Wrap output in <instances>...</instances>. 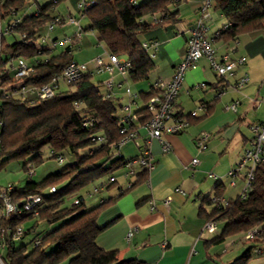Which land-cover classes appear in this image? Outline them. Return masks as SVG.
<instances>
[{
    "label": "trees",
    "instance_id": "16d2710c",
    "mask_svg": "<svg viewBox=\"0 0 264 264\" xmlns=\"http://www.w3.org/2000/svg\"><path fill=\"white\" fill-rule=\"evenodd\" d=\"M31 1L5 0L0 8L1 20L5 23L12 8L19 11L21 23L16 31L26 36L21 41L14 35L12 44L5 39L1 41L0 168L7 162L23 160L24 171L27 172L28 165H33L36 171V166L45 161V151H48L46 158L55 159L59 165L66 163V154H71L75 159L42 182L30 180L21 190L12 185L14 202L22 209L24 201L33 195H40L42 203L38 206L37 216L23 213L14 214L8 219L0 218V234L3 229L10 230L0 245L1 261L3 264H138L135 260H119L118 250L99 247L98 237L111 224L99 227L98 220L107 205L137 184L147 181L150 169L140 167L142 171L135 172L136 180L133 181L125 179L124 173L122 177L126 185L118 188L117 195L102 200L98 207L86 209V199L117 186L115 173L126 169V163L137 158L126 160L121 154L122 148H114L123 138L120 134L123 117L118 116L119 105L113 96L107 97L102 82L97 81L95 74L89 72L70 86L62 84L52 98L23 100L12 96L7 99L4 97L2 88L14 82L12 72L4 73L9 58L19 55L29 60L34 72L26 78L25 84L37 87L49 84L53 77L62 75L65 68L74 62L75 45L65 46L59 54L53 53L54 48L67 36L55 41L56 46L47 43L49 35L57 28L49 31L47 24L56 17L71 15H54L56 5L64 0L38 6L35 12L28 14ZM187 1L140 0L138 6H135L132 0H94L93 5L82 10L78 8L81 18L71 16L78 21L86 19L88 23L85 28L79 23L75 34L95 32L98 42L103 43L110 54L123 55L129 59L131 80L141 82L149 80L156 69L141 36L148 29L176 23L179 15L177 8ZM213 3L214 9L228 21L216 33V40L229 42L244 34L264 31V0H213ZM147 17L150 22L146 21ZM75 34L68 37L77 41ZM42 36H46L47 40L38 44L37 41ZM226 81L221 79V82ZM63 86L66 89H62ZM155 93L154 88L151 93L143 94L145 103ZM76 103L80 104L79 108ZM208 108L207 110L210 109ZM135 114L140 115L142 125L148 120L146 105ZM88 119L93 121V125L85 127L84 122ZM98 136H103L106 142L97 143ZM85 149L87 152L81 155V151ZM142 150L140 148V152ZM254 175L251 192L245 199L239 196L228 201L225 207L216 206L211 213L201 212L208 222L223 224L222 232L214 242H223L227 238L256 230L258 233L255 240L264 245V161L258 165ZM107 176L110 177L103 180ZM129 181L133 182L131 188L127 187ZM61 184L62 187L58 189L57 186ZM90 185H93L92 189L82 194L81 191ZM52 187L56 188L53 194L49 192ZM95 188L99 191L93 194ZM88 194L93 195L89 197ZM216 196L221 197L220 194ZM66 197H74L69 208L65 206ZM76 199L79 200L78 204L74 203ZM204 203L211 204L212 200L207 198ZM27 222H31V227H23V236L13 240V230ZM41 223L47 224L49 230L35 239L33 244L30 242L32 247L28 244L17 248L16 243L27 234L34 233ZM259 251L264 253V247ZM253 253L254 246L249 247L229 264H249Z\"/></svg>",
    "mask_w": 264,
    "mask_h": 264
},
{
    "label": "crops",
    "instance_id": "0c3cea01",
    "mask_svg": "<svg viewBox=\"0 0 264 264\" xmlns=\"http://www.w3.org/2000/svg\"><path fill=\"white\" fill-rule=\"evenodd\" d=\"M79 2L74 11L68 8V13L54 12V15H79ZM30 4L28 12L32 8L35 12L38 6H42L39 0H32ZM202 4L203 0L182 3L177 8L179 15L176 23L148 29L141 36L143 43L157 44L149 51L156 65L149 80L133 82L129 73L123 75L115 72L112 94L119 105L120 118L142 110L146 105L143 94L151 93L158 80L173 76L175 67L184 57L190 31L195 26ZM214 5L210 9L211 19L207 26L208 37L216 49V59L231 53L232 59L244 57L247 62L238 66L226 82H221L206 58L191 67L185 75L178 98V106L188 118L189 127L180 134L164 136L169 145L168 151H164L157 139L147 142V133L142 128L139 130L142 149L149 150L153 163L147 181L137 184L107 205L98 220L99 227L111 225L100 234L97 244L104 250H118L119 260H135L138 264H229L254 246V252L262 256L251 259V264H264V253L259 251L264 247L263 244L246 242L239 238L243 234L223 242H214L222 232L223 224L218 222L217 231L210 234L205 229L208 221L201 213H211L216 207L213 202L204 203L207 198L212 200L220 194L232 201L240 196L244 188L243 174L234 180V185L228 174L243 158L253 140L252 125L264 123V31L244 34L229 42L216 40V33L228 21L214 9ZM146 21L150 22V18L147 17ZM68 27L72 28L71 33H51L48 45L53 46L55 41L75 34L76 26L59 29L64 31ZM76 44L80 55L87 51L91 55L92 47L102 46L93 31L82 34ZM64 48L58 45L53 53L59 54ZM104 53H109L106 47L102 48L101 54ZM90 55L77 61L73 51L74 61L88 64L93 71V61L99 56L96 53ZM105 62L108 63V60ZM244 75H248L249 83L238 89L236 83ZM94 76L102 84L108 77L107 74ZM201 84L206 86L196 88ZM102 87L105 91L104 85ZM62 89H66V86ZM35 98V94L27 93L28 100ZM234 102H239L236 111L228 108ZM201 104L208 105L210 109L192 116V112ZM203 132L209 133L210 137L205 147L200 149L197 142ZM121 154L129 160L138 157L141 152L136 144L130 142L122 147ZM193 158L200 160L195 168L190 165ZM135 169L137 172L142 171L139 166ZM126 172V169H122L115 173L117 186L100 191V194L89 199L97 203L94 207H98L102 200L117 195L118 188L126 185L122 177ZM134 179L135 176L130 178L132 181ZM167 199H170L168 208L164 205ZM22 226L30 228L31 222ZM131 231L134 234L129 241L127 235Z\"/></svg>",
    "mask_w": 264,
    "mask_h": 264
},
{
    "label": "built area",
    "instance_id": "2783aa9c",
    "mask_svg": "<svg viewBox=\"0 0 264 264\" xmlns=\"http://www.w3.org/2000/svg\"><path fill=\"white\" fill-rule=\"evenodd\" d=\"M5 0H0V8ZM27 2L31 0H26ZM140 0H132L133 5L138 6ZM94 0H80L78 8L80 10L93 5ZM213 0H203V4L200 7L199 17L196 20L195 26L190 31V37L187 41L186 52L182 61L175 67L174 74L169 79L158 80L154 87L156 93L149 99L146 103L148 120L145 124H140V115L135 113H129L121 120L120 124V134L123 136L120 143L114 145L117 150L121 149L126 144L132 142L136 144L138 148H142L140 143V132L142 128L147 133V142L150 139L159 140L164 151L169 150V145L164 140L165 135L180 134L184 132L188 127V118L182 112L178 106V98L183 87V82L186 73L191 69V67L196 64L200 59L206 58L214 71V73L219 77V79L227 80L233 75L234 70L238 66H243L246 64L247 59L242 57L238 59H232L231 53H227L221 56L219 60L216 59V49L213 46L212 41L208 37V26L207 23L211 19L210 9L212 8ZM34 14V13H33ZM156 21V20H155ZM4 22V21H3ZM0 12V58H1V41L5 39L6 36H18L21 41H23L26 36L17 33L16 28L20 25L21 19L19 16V11L11 9L6 26L3 29ZM63 26H79V21L71 16L66 15L64 17H56L51 22L47 24V29L49 31L54 30L56 27ZM78 39L82 36L81 32L74 35ZM47 40L46 36H42L37 42H45ZM77 41H74L72 37H66L62 39L59 44L62 46L76 45ZM37 44V47L39 46ZM57 43H54L56 46ZM145 49L150 51L154 49L157 44H143ZM152 56V55H151ZM108 60V63L105 60ZM131 63L127 57L121 58L118 55L104 53L93 61V71L90 66L85 63L72 62L69 64L62 75L53 77L49 84L43 86H32L25 84L26 78L34 72L33 65L22 56H14L7 60L4 67V73H13L14 82L7 84L3 87L5 92L4 97L7 99L9 96L14 98H19L27 100V93L31 92L35 94V99H48L54 97L57 92L61 89L62 84L70 86L73 83L79 81L84 74L92 72L95 75L107 74L108 77L103 81L104 88L106 89L107 97H112L113 90V75L115 72H119L123 75L129 73ZM1 73V71H0ZM1 75V74H0ZM249 83L248 75L242 76L236 83L238 89L244 88ZM0 80V88H1ZM206 85L201 84L196 88H204ZM132 95V94H131ZM134 98L137 97L132 95ZM239 102H234L228 106L229 109L236 111ZM76 107L79 108L80 104L76 103ZM208 105L201 104L193 112L192 116H197L201 112L207 110ZM129 110V107L127 108ZM93 125V121L87 120L84 122L85 127H90ZM134 127V128H133ZM253 132V140L250 146L245 150L243 158L236 164L234 169H232L228 176L232 179V184L234 185V180L241 174L244 176V188L240 194L242 199H245L247 194L251 192V185L255 178L254 172L258 165L264 161V123L253 124L251 127ZM210 135L207 132H203L200 135L199 141L197 142L198 148L202 149L205 147L207 140ZM97 143H105L106 139L103 136H98L96 138ZM1 143V139H0ZM62 161V158H59ZM200 164V160L193 158L190 165L195 168ZM147 167L152 168V158L149 150L143 149L141 155H139L134 160H129L126 163V174L124 178L130 180L134 176L136 169L135 167ZM35 173V167L33 165H28L27 174L28 176H33ZM133 185L132 181H129L127 187L131 188ZM14 187L8 185L6 187L0 186V218L8 219L14 214H33L38 215V206L42 203V197L40 195H33L24 201L21 208L20 205L14 202L13 193ZM99 189L95 188L93 194L97 193ZM49 192L51 194L56 192V188L52 187ZM93 194H88L91 197ZM170 199L164 201V205L169 207ZM212 202L215 206L225 207L228 205V200L223 197L214 196ZM75 204L79 203V200H74ZM154 209V206H152ZM205 229L208 233H214L217 231V223L207 222ZM9 234L10 230L3 229L0 234V245L3 242L5 234ZM24 229L23 226H19L13 230L12 239L18 240L23 236ZM257 231L253 230L247 233L244 237L245 239L255 238ZM134 232H129L127 239L130 241L133 237ZM1 261V258H0ZM3 264V262L1 261Z\"/></svg>",
    "mask_w": 264,
    "mask_h": 264
},
{
    "label": "rangeland",
    "instance_id": "374dc122",
    "mask_svg": "<svg viewBox=\"0 0 264 264\" xmlns=\"http://www.w3.org/2000/svg\"><path fill=\"white\" fill-rule=\"evenodd\" d=\"M39 1H40V4L43 5V4H48L50 2H58L59 0H39ZM77 3H78V0H64L60 4L56 5L55 12L56 13H58V12L62 13V12L65 11L64 13H68V11H69L68 8L71 9V11H74V9H75L74 7L76 6ZM34 10H35L34 8H32V10L30 9L28 14L32 13ZM73 13H75V12H73ZM76 15H77L78 18H81V17H79V15L77 13H76ZM79 23H80V26L84 27V28L88 24L86 19H80ZM5 26H6V23L3 22L2 28L4 29ZM59 28L60 27H57L51 33H53L54 35H58V34L63 33V32L71 33V31H72V28H70V27L66 28L64 31L60 30ZM5 40H6L7 43L12 44L14 42V40H15V37L14 36H6ZM101 44H102V46H100V47H102V48L105 47L103 43H101ZM77 45L78 44H76L74 46L75 47L74 48V54H75V59L77 61H79L80 59L90 55V52H88V51L84 52V53H82L80 55L79 54L80 53V49H79V46H77ZM100 47H98V48L92 47L90 49L91 55H94L96 53V55L102 56V54H101L102 48H100ZM86 152H87V149H85L84 151H81V155L85 154ZM45 155L48 156V151H45ZM46 156H45V161L43 163L38 164L36 166L35 175L32 178H29V176L27 175L26 171L23 170V164H24L23 160H20V161L13 160V161L7 162L0 169V184H1L0 186L6 187L9 184H13L16 187H19L18 189L21 190L22 188L25 187L26 183L29 182L30 180L34 181V182H37V183L38 182H42L49 175L61 171L68 164L73 162L74 159H75L71 154H66V157H67L66 163L64 165H59L55 159H47ZM115 157L118 158V156H115ZM108 166H109V164H107V167ZM109 177L110 176H107L106 179H108ZM92 186L93 185H90V186L84 188L81 191V193L85 194L87 191H90L92 189ZM61 187H62V184L57 186L58 189L61 188ZM73 199H74V197H71V198H67L66 197L65 198V206L68 207V208L71 207ZM89 199H91V198L86 199V209L87 210L92 209L94 207V205L97 204V203H93L94 199L93 200H89ZM47 226H48L47 224H43V223L39 224L37 229H36V231L34 233L27 234L22 240L17 242L16 243V247L19 248V247H21L23 245H28V244H29V247H32L33 241L35 239H37L38 237H40L42 234L46 233V231L49 230V227L47 228ZM247 233H241L243 235H242V237H239V238L244 239V241H246V242L252 241L251 243H256V244L260 243L258 240H255V238H252L250 240L245 239L244 237L247 235ZM241 234H238V235H241ZM30 242H32V244H30ZM233 255H235V254H233ZM252 256H253L252 259H254V258L261 257L262 255L260 256V255H258L257 253L254 252L252 254ZM249 264H251V262H249Z\"/></svg>",
    "mask_w": 264,
    "mask_h": 264
}]
</instances>
